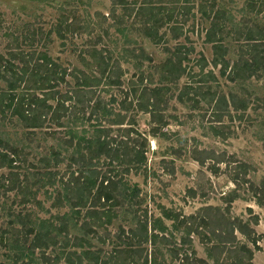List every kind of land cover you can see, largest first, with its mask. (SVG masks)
I'll use <instances>...</instances> for the list:
<instances>
[{
	"label": "trees",
	"instance_id": "1",
	"mask_svg": "<svg viewBox=\"0 0 264 264\" xmlns=\"http://www.w3.org/2000/svg\"><path fill=\"white\" fill-rule=\"evenodd\" d=\"M177 1L141 0L138 3L137 0H110V16L114 17L115 9L120 8L121 18L132 17L138 21L141 35L151 44L158 45L165 42L159 31L167 26L173 34V40L181 35L179 26L172 22V4ZM262 1L249 0V9L259 13L257 7ZM201 12L209 20L204 42L211 46L210 65L218 68L221 78L235 84L258 78L264 73V26L254 25L243 31H233L232 39L244 41L246 46L239 47L236 59L231 63L225 58L228 49L224 46V37L232 32H226L228 20L225 13L214 11V6L210 7L209 13L206 10ZM75 27L78 24L73 23V18L62 16L53 33L64 40V35L73 32ZM21 45L22 42L15 38L6 46L5 52H0V120L17 124L29 137L35 131H44L55 140L56 148H49L48 156L40 160L43 165L31 174L32 184L25 174L19 172V166L26 161L22 150L0 141V170L7 171L0 175V207L2 198L8 193L20 194L22 205H26L30 198L36 200L39 190L47 187L52 191L53 207H67L70 214L55 216V224L50 222L46 225L42 221L32 223L29 218L17 214L10 224H17V231L23 233L19 238L14 235V228L2 230L0 227V249L18 247L22 239L25 254L19 251L18 257L19 261H26L20 264H58L60 257L50 259L45 254L49 247L57 244V237H64V250L89 245L85 237L75 236L65 240L70 224L85 236L92 235L95 233L94 228L105 229L124 212L131 216L133 224L126 231L118 228L117 246L108 256L112 264H164L158 245L166 247L170 259L178 260L180 264H252L253 251L259 250L260 236L249 223L230 217L229 213L232 203L241 199L238 191L244 185L254 203L264 208V183L255 185L246 180L248 165L236 161L233 156L225 157L205 150L193 151V161L199 167L207 165L206 169L212 174L220 172L219 165L223 164L225 170L233 167L229 180L234 188L221 197L223 208L206 206L188 216L161 208L160 216L150 218V221L146 213L145 216L138 214L140 192L135 184L130 183L129 176L142 173L146 167L147 139L134 128V116L131 119L126 115L131 108L148 115V135L153 138L159 136L168 125L163 114V107L173 97L165 98L171 91L168 87L176 86L186 75L184 62L190 49H184L181 45L172 50L164 48L167 57L155 70L159 75V83L164 85L150 89L144 83L149 85L152 80L140 74L138 85H144L140 92L129 84L123 98L116 102L112 96L109 95V99L105 100L100 94H108V89L121 87L122 70L118 62H111L112 58L97 48L98 44H93L85 51L89 60L80 56L81 63L90 69V73L78 69L68 72L60 68L46 51L28 53L21 49ZM138 56L150 60L143 49ZM205 65L203 62L200 66V73ZM68 76L73 80L72 85L66 81ZM199 79V83H205L215 77L208 71ZM191 85L186 84L175 99L182 104L185 99L193 100L195 104L200 101L208 103L216 123L229 115L230 109L241 113L248 108L247 100L239 99L232 92L216 94L208 88L202 91ZM61 86H65V90ZM190 95L193 98H188ZM114 104L120 106L121 110L114 111ZM86 123L88 128L84 126ZM212 129L215 136L220 135L216 128ZM60 165L66 168L62 176L56 171ZM188 193L191 198L197 195L193 190ZM254 219L253 224L256 225L258 220ZM164 221L170 224L166 225ZM172 231L181 233L178 244L172 241L173 238L169 240ZM120 234L124 236L123 240ZM236 234L243 237L252 248L241 243ZM192 236H196L205 246L206 259L196 257L191 245ZM147 244L153 246L152 253L143 255V247ZM36 252L39 254L38 261L33 259ZM72 257L77 259V264L83 259L93 264L107 263L105 260L98 262L101 256L97 252L82 249L79 253H65L64 260L67 263L64 264H73Z\"/></svg>",
	"mask_w": 264,
	"mask_h": 264
},
{
	"label": "rangeland",
	"instance_id": "2",
	"mask_svg": "<svg viewBox=\"0 0 264 264\" xmlns=\"http://www.w3.org/2000/svg\"><path fill=\"white\" fill-rule=\"evenodd\" d=\"M137 1L139 3L141 0ZM248 2L249 0H178L177 3L172 4L174 8L172 22L179 26L180 37L173 40V34L167 26L159 31L163 34L165 42L154 45L141 35L138 21L132 17L121 18L120 8L115 9L114 17L110 16V0H0V52H5L6 46L16 38L18 42H22L21 49L25 52L46 51L60 68L68 72L78 69L90 73V69L81 63L80 56L89 60L85 51L93 44H98L97 48L109 55L112 58L111 62H118L122 70L121 87L108 89V94H100V96L108 100L110 95L119 102L123 94L128 91L129 84H132L138 92L144 85L150 89L164 85L159 83V75L155 71L157 65L167 57L164 48L172 50L175 46L181 45L184 49H190L187 61L184 62L186 75L176 86L168 87L171 91L165 98L173 96L163 107L168 125L159 136L153 138L148 135L150 128L148 115L135 111V108H131L126 115L131 119L134 116V128L147 139L146 167L142 173L129 176L130 183L135 184L140 192L141 205L138 214L145 216L146 213V218L150 221V218L159 217L161 208H164L188 216L196 214L200 208L206 206L223 208L221 197L234 188L229 180L232 166L225 170L223 164L219 165L220 172L216 175L212 174L206 169L207 165L199 167L193 161L194 150L212 151L225 157L233 156L236 161L248 165L246 180L255 185L264 183V73L258 78L254 77L235 84L221 78L218 68H212L210 65L211 46L204 42L209 20L201 12L206 10L209 13L210 7L214 6V11L221 10L225 13L228 20L226 32L232 31L230 35L224 37V46L228 49L225 58L232 63L236 59L239 47L246 46L244 41L236 42L232 39L233 31H243L254 25L264 26V0L258 3L259 13L251 11ZM62 16L73 18V23L78 24L73 32L64 35V40H60L53 33ZM141 49L150 60L138 56ZM202 61L207 65L200 73ZM208 71L212 72L215 79L199 83V76ZM140 74L145 78L149 77L152 83L139 86ZM66 81L70 85L73 84L69 76L66 77ZM186 84H192V87L201 88L202 91L208 88L211 93L216 94L232 92L239 99H246L248 108L241 113L230 109L229 115L223 116L220 122L216 123L214 122L216 117L208 103L200 101L195 104L193 100L185 99V103L182 104L175 99ZM65 88L61 86V89L65 90ZM188 98L193 97L190 95ZM113 108L114 111L121 110L117 104H114ZM84 126L88 128L87 123ZM212 128H216L220 135L215 136ZM0 141L22 150L26 161L19 166V172L25 174L28 182L32 184L31 174L35 172L34 170L41 169L43 164L40 160L48 156L49 148L56 146L55 140L44 131H35V134L29 137L17 124L3 120H0ZM65 169V165H60L56 171L62 176ZM6 173V170H0V175ZM36 184L38 186V183ZM189 190L197 193L195 198L188 195ZM246 190L247 187L244 185L238 191L241 199L232 203L229 216L249 223L260 236L259 250L253 251L251 262L264 264V208L257 206ZM22 200L20 194L8 193L2 198V207H0L1 229L14 228L12 231L19 238L23 231H17L19 229L17 224L12 226L10 224L17 214L29 218L32 223L38 224L42 221L45 225L50 222L55 224V216L70 214L67 207H53L52 191L47 187L38 191L35 201L30 198L26 205H22ZM254 218L258 220L256 225L253 224ZM164 222L166 225L170 224ZM131 224H133L131 216L125 215L124 212L105 229L94 228L95 233L92 235L85 236L81 230L70 224L65 240L76 238L75 236L85 237L89 245L85 244L83 248L69 247L64 250L62 248L64 237L59 236L57 244L49 247L45 254L50 259L60 257L58 264H64L67 263L64 260L65 253H79L82 249H87L101 256L98 262L105 260L106 264H112L108 256L117 246L118 228L126 231ZM171 234L169 240L173 238L172 241L178 244L181 233L172 231ZM236 236L241 243L252 248L243 237L238 234ZM119 237L121 240L124 238L121 234ZM191 242L196 257L206 259L205 246L199 239L192 236ZM20 243L11 250L2 247L0 262L20 264L26 261H19L18 252L25 254L23 245L25 243L22 239ZM157 247L164 264H180V261L170 259L166 247L162 245ZM143 250V255L150 254L153 246L147 244ZM15 253L18 254L17 257ZM38 255L36 252L33 257L35 261H38ZM72 260L73 264L78 263L75 257H72ZM79 264H93V262L83 259Z\"/></svg>",
	"mask_w": 264,
	"mask_h": 264
}]
</instances>
